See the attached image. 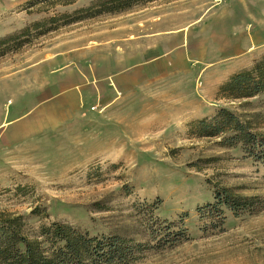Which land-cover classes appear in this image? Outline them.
Returning <instances> with one entry per match:
<instances>
[{
    "label": "rangeland",
    "instance_id": "1",
    "mask_svg": "<svg viewBox=\"0 0 264 264\" xmlns=\"http://www.w3.org/2000/svg\"><path fill=\"white\" fill-rule=\"evenodd\" d=\"M98 1L0 0V40L36 22L46 25L0 46V211L24 216L29 235L64 222L93 236L119 234L147 245L133 264H264V163L241 146L222 145V138H200L189 126L225 106L250 118L262 114L256 122L264 131V97L217 100L228 79H212L213 99L199 77L175 91L150 96L148 89L97 121L3 140L4 123L53 98L38 79L46 65L38 63L77 31L129 11L180 9L199 21L204 37L210 23L229 31L239 20L264 15V0H140L118 12L78 14L72 23L62 18ZM222 187L257 199L259 210L210 213L206 207ZM170 223L176 226L167 230Z\"/></svg>",
    "mask_w": 264,
    "mask_h": 264
},
{
    "label": "crops",
    "instance_id": "2",
    "mask_svg": "<svg viewBox=\"0 0 264 264\" xmlns=\"http://www.w3.org/2000/svg\"><path fill=\"white\" fill-rule=\"evenodd\" d=\"M171 12L129 11L71 34L68 43L56 46L38 63L39 68L46 65L38 79L45 83L46 93H54L53 98L4 123L3 140L18 142L68 122L97 121L124 109L127 100L141 99L148 89L150 96L159 89L175 91L199 77L213 99L212 79H229L264 56L260 12L250 20L251 29L247 19L237 21L229 31L213 22L204 37L196 18L191 22L188 12ZM202 109L206 112V106Z\"/></svg>",
    "mask_w": 264,
    "mask_h": 264
},
{
    "label": "trees",
    "instance_id": "3",
    "mask_svg": "<svg viewBox=\"0 0 264 264\" xmlns=\"http://www.w3.org/2000/svg\"><path fill=\"white\" fill-rule=\"evenodd\" d=\"M139 1L100 0L62 18L72 23L78 14L95 16L118 12ZM36 4L38 1L31 2L29 6ZM51 22H57V18ZM45 26L36 22L18 34L1 39L0 46L10 45L30 35L31 29L39 30ZM255 97H264V56L251 67L233 74L219 87L217 94V100L235 103L248 102ZM261 116L255 114L250 118L224 106L214 116L195 120L189 126L191 132L200 138H222V145L241 146L249 157L264 163V131L256 122ZM215 200V204L206 207L212 214L220 213L224 207L235 214L259 210L255 208L257 199L237 195L230 188H218ZM174 226L176 223H170L167 230ZM145 248L147 245L119 234L93 236L89 231L64 222L44 224L36 235H29L24 216L0 211V264H133Z\"/></svg>",
    "mask_w": 264,
    "mask_h": 264
}]
</instances>
